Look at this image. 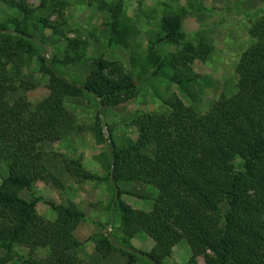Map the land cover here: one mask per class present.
Here are the masks:
<instances>
[{
  "label": "rangeland",
  "instance_id": "rangeland-1",
  "mask_svg": "<svg viewBox=\"0 0 264 264\" xmlns=\"http://www.w3.org/2000/svg\"><path fill=\"white\" fill-rule=\"evenodd\" d=\"M20 1L30 9L40 2ZM64 1L63 7L40 13L45 25L37 21L36 11L33 12L34 17L30 16L36 23V28L30 31L32 51L14 49V42H11L9 45L16 52L15 59L12 60L13 55L11 58L0 57V67L3 64L8 75L1 81V101L9 105L15 99H21L28 110L27 116H30L29 111H33L36 103L49 94L53 83L41 70L38 54L45 57L44 64L77 83L91 70L93 59L101 57L114 64L104 69L107 77L115 78L119 72L127 73L134 82V89L119 103L101 106L100 114L96 110V101L90 95H64L62 105L68 116L64 131L56 134L52 129L47 136L41 135L29 156L16 158L18 162L13 167L31 181L30 190L19 191L18 195L25 200L37 199L34 209L44 222L53 221L56 216V211L47 202L54 205L70 202L81 212L72 232L79 242V246L73 249L79 263L125 264L130 254L132 260L129 264H152L135 250L154 252V241L134 224H123L118 203L126 204L135 212H147L158 195V188L142 171L135 176L130 175L129 167L124 170L127 176H131L129 179L113 182L109 176L111 150L121 151L122 157L130 161L128 166L156 172L154 143L134 147L137 136L134 120L147 112L168 116L171 111L168 99L171 97L184 107L192 105L204 111L219 96L236 93L235 66L241 53L253 43L248 30L255 20L264 16V1ZM108 4L117 7L119 29L125 28L127 36L119 37L122 43L116 41V35L108 33L110 18L105 10ZM164 13H185V16L181 20L183 37L177 44L159 42L157 47L162 53L173 55L184 44L207 50L204 56L200 52L198 57L176 66L193 74L186 73V78L195 93L194 101L172 81L174 71L169 65L152 73L153 68L146 58L147 47L157 38L159 20ZM14 16L20 17V13L0 3V22ZM16 127L11 123L5 131L7 141L0 157V180L8 175L9 165L13 163V157H7L13 148L8 142L14 138ZM18 140L24 142L25 138L19 135ZM166 167L174 174L179 189H187L194 181L190 174L178 172L173 159L166 163ZM113 183L119 190L116 195ZM177 210L185 221L180 204ZM185 232L197 237V230L191 222ZM7 243L5 238H0V258L11 256L4 264H21V260L28 259L41 261L50 251L44 240L32 244L12 243L9 247ZM190 258L189 246L182 237L168 255L160 258V262L202 264L201 257H195L193 263L189 262Z\"/></svg>",
  "mask_w": 264,
  "mask_h": 264
},
{
  "label": "trees",
  "instance_id": "trees-1",
  "mask_svg": "<svg viewBox=\"0 0 264 264\" xmlns=\"http://www.w3.org/2000/svg\"><path fill=\"white\" fill-rule=\"evenodd\" d=\"M64 2L40 0L30 9L20 0H0L20 13V17L0 22V57L13 55L12 60L15 59L11 42H14V49L32 51L30 31L36 28V23L30 16L36 11L37 21L45 25L40 13L61 8ZM116 9L113 4L105 6L110 18L108 33L116 35V41L122 43L119 37L127 35L125 28L119 29ZM184 16L185 13H164L160 17L158 36L147 47L146 58L153 68L152 73L169 65L174 71L172 81L194 101L195 93L186 78V73L193 74L176 66L198 57L200 52L204 56L206 48L184 44L173 55H165L157 47L161 41L179 42L183 37L181 20ZM248 33L253 43L241 53L235 66L236 93L219 96L204 111L192 105L184 107L171 97L168 116L147 112L134 120L137 131L134 147L154 143L156 172L128 166L130 161L122 157L121 151L111 150L109 176L113 182L129 179L131 176L124 173L129 167L130 175L142 171L158 188V195L147 212H135L126 204L118 203L123 224H134L154 241V252L135 250L152 264H162L160 258L168 255L182 237L190 249V263L199 256L202 264H264V16L253 22ZM37 57L41 70L49 75L53 86L33 111H29L30 116L21 99L7 105L0 98V157L2 148L6 147V129L11 123L17 126L14 138L8 142L13 148L7 157H13V163L9 165L8 175L0 180V238L7 240V247L12 243L47 242L50 251L45 259L21 260V264H81L73 254L79 242L72 234L81 212L70 202L66 205L47 202L56 216L53 221L44 222L34 209L37 199L25 200L18 195L19 191L30 190L31 181L24 174H18L13 166L18 162L16 158L29 156L41 135L47 136L52 129L56 134L64 131L68 121L62 105L64 95H90L100 114L101 106L117 104L131 94L134 82L127 73L107 77L104 69L114 64L101 57L93 59L91 70L78 83L67 80L44 64L43 54ZM3 68L1 64L0 96L3 94L1 81L8 77ZM19 135L24 136V142L18 140ZM172 159L177 163L178 172L188 173L194 179L185 190L176 186L174 174L166 167ZM112 189L114 195L119 192L115 183ZM178 204L185 221L178 213ZM190 222L197 230V237L185 232ZM129 255L125 264L132 260ZM10 257L0 258V264Z\"/></svg>",
  "mask_w": 264,
  "mask_h": 264
}]
</instances>
